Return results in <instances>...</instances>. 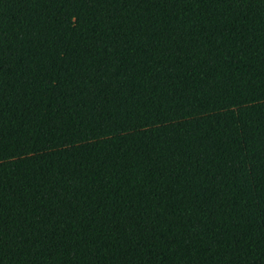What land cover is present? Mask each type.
<instances>
[{
    "label": "trees",
    "instance_id": "16d2710c",
    "mask_svg": "<svg viewBox=\"0 0 264 264\" xmlns=\"http://www.w3.org/2000/svg\"><path fill=\"white\" fill-rule=\"evenodd\" d=\"M0 264H264V0H0Z\"/></svg>",
    "mask_w": 264,
    "mask_h": 264
}]
</instances>
